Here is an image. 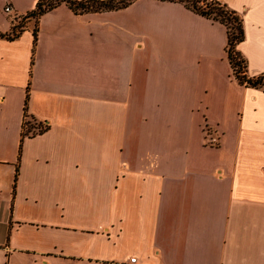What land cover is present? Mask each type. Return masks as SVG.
I'll return each mask as SVG.
<instances>
[{"label": "crops", "instance_id": "0c3cea01", "mask_svg": "<svg viewBox=\"0 0 264 264\" xmlns=\"http://www.w3.org/2000/svg\"><path fill=\"white\" fill-rule=\"evenodd\" d=\"M224 1L263 75L264 0ZM37 2L0 0V33ZM25 25L0 37V264H264V89L225 28L161 0Z\"/></svg>", "mask_w": 264, "mask_h": 264}, {"label": "trees", "instance_id": "16d2710c", "mask_svg": "<svg viewBox=\"0 0 264 264\" xmlns=\"http://www.w3.org/2000/svg\"><path fill=\"white\" fill-rule=\"evenodd\" d=\"M135 0H38L35 9L29 11L20 21L18 25H14L12 31L8 34L0 33V37L9 39L17 38L25 30V22L28 18L39 19L45 12L66 3L75 13L83 14L87 12H102L110 10H118L132 4ZM168 2H177L184 4L187 8L196 13L205 16L212 20H218L227 25L228 43L226 51L233 69V74L240 84L248 87L264 88V74L259 76H249L247 73V60L243 54L237 49L240 42L245 39L244 21L241 14L235 10H228L219 6L221 3L217 1L208 2L207 0H161ZM206 2V3H205ZM231 20L236 24L237 31L229 28L228 21ZM36 37V30H35ZM245 69V70H244ZM31 119H37L28 113L25 107V120L23 134L34 136L38 133H43L49 128V125L44 122L32 123ZM38 127V131L31 132L33 128Z\"/></svg>", "mask_w": 264, "mask_h": 264}, {"label": "rangeland", "instance_id": "374dc122", "mask_svg": "<svg viewBox=\"0 0 264 264\" xmlns=\"http://www.w3.org/2000/svg\"><path fill=\"white\" fill-rule=\"evenodd\" d=\"M208 2H213V1H217V2H219V3H221L219 6H221L222 5V7L224 6V8L225 7H227L226 9H228V10H235V11H237L236 9H234V8H232L227 2H225L224 0H207ZM173 3H177V2H173ZM206 3V2H205ZM180 4H182V3H180ZM184 5V4H183ZM227 5V6H226ZM185 6V5H184ZM186 7V6H185ZM189 9V8H188ZM191 10V9H190ZM192 11V10H191ZM193 12H195V11H193ZM239 14H241L239 11H237ZM196 13V12H195ZM198 14V13H197ZM242 15V14H241ZM205 17V16H204ZM243 17V16H242ZM207 18V17H206ZM207 19H209V18H207ZM210 20H212V19H210ZM213 22H216V23H219L220 25H222L224 28H225V32H227V25L225 24V23H222V22H220V21H218V20H212ZM243 21H244V18H243ZM228 25H229V28L231 27L232 28V30L235 32V31H237V28H236V24L234 23V22H232L231 20H229L228 22ZM245 29V28H244ZM245 36H246V34H245ZM227 43H228V33H227ZM226 46H227V44H226ZM226 48V47H225ZM237 49H238V46H237ZM239 50V49H238ZM240 51V50H239ZM241 52V51H240ZM242 53V52H241ZM228 55V54H227ZM247 66H248V64H247ZM245 70V69H244ZM247 73H248V68H247ZM248 75H249V73H248ZM250 76V75H249ZM264 89V88H263ZM32 121V123H34L35 121L34 120H31ZM34 131H38V127H36V128H33L32 130H31V132H34Z\"/></svg>", "mask_w": 264, "mask_h": 264}, {"label": "built area", "instance_id": "2783aa9c", "mask_svg": "<svg viewBox=\"0 0 264 264\" xmlns=\"http://www.w3.org/2000/svg\"><path fill=\"white\" fill-rule=\"evenodd\" d=\"M10 10H11L10 5H7V6H6V11H10ZM136 260H137L136 257H132V258L130 259V262H131V263H136Z\"/></svg>", "mask_w": 264, "mask_h": 264}]
</instances>
